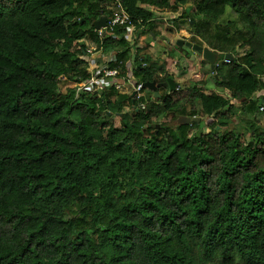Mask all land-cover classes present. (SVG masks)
<instances>
[{
  "label": "trees",
  "instance_id": "16d2710c",
  "mask_svg": "<svg viewBox=\"0 0 264 264\" xmlns=\"http://www.w3.org/2000/svg\"><path fill=\"white\" fill-rule=\"evenodd\" d=\"M112 1L0 0V264H264V0H122L155 37L152 7L190 3L178 19L222 58L214 87L149 91L145 110L115 88L77 94ZM228 8L241 25L217 23ZM116 33L105 51L135 53L136 84L172 77Z\"/></svg>",
  "mask_w": 264,
  "mask_h": 264
},
{
  "label": "rangeland",
  "instance_id": "374dc122",
  "mask_svg": "<svg viewBox=\"0 0 264 264\" xmlns=\"http://www.w3.org/2000/svg\"><path fill=\"white\" fill-rule=\"evenodd\" d=\"M169 4H171V2ZM187 6H190V3L180 6L178 13L170 12L169 11L170 7L168 5L167 6L165 5L162 8L152 7V10L155 12V19H156L155 26L157 30V37L154 40L152 39L153 38L152 35L151 37L148 35L149 33L145 34L144 36H141L142 33L140 32V29H137V28H135V30L132 31L131 33L133 41L137 40L136 42L140 46L146 43L147 40H149V38L151 39L150 46L148 47V51L153 56L155 63H157L159 67L165 69L172 76L169 78L172 79L174 82H176L177 83L176 86H180V88L190 87L192 86V84H194L195 81L198 80L197 76L193 72V68L191 67L192 57L189 58V56H186V54L184 53H188L189 55L196 54V56L198 53H194L196 52L195 51L196 49L195 48L193 49L189 46H184V49H185L184 53L180 52L179 50L173 48L174 46H177L176 43L178 40L177 41L175 40L179 38L181 40L190 41L196 45H198L199 42L201 44H204V40L200 41V39L197 37L195 33V29L193 27L195 24V21H191V24H188L186 23V21H181L180 19H178L179 15L185 10V8H187ZM230 19L233 20L238 26L241 25L240 21L238 20V17L230 11V8H228L226 14L223 17L218 19L217 23H225L226 21H229ZM173 22H175V24ZM176 23L180 24L178 28H176ZM168 26H172L175 29V32H169L166 29ZM157 39L159 40L163 39L168 43L171 42V45L173 46L172 50H170V52L172 53L171 56L167 55V52H169V50H167L166 52V50H164L165 49L164 47H161L160 45L157 46L156 44ZM85 44L87 48L94 47V45L90 44V42L88 41L85 42ZM196 45L194 46L196 47ZM241 52L242 50H239V53ZM183 67L185 68L184 70L182 69ZM187 68L188 70L190 69L189 72H183V71H188ZM203 74L205 75L204 79L210 81L209 85L211 87H214V82L212 79V76H213L212 71L205 68L203 69ZM67 85L68 83L63 81L61 82L60 87L63 91H65ZM148 92L149 90L147 89L144 90L145 94H147ZM234 106L236 107V109L234 110V113H237L235 115L240 118V114L238 110L240 107V103L234 102ZM258 116H259L260 125L262 126V128H264V113L260 111ZM171 118H172V114L166 113L162 116V118L158 120V123H164V122L169 123L170 122L171 125L178 123L177 121L172 120ZM239 118L234 119L233 123L223 126L222 129H226V128L233 129L235 125H237V120ZM111 119L116 126L119 125V117L117 115L115 116L113 115ZM206 128H207L206 119L204 118L202 121L203 131H207Z\"/></svg>",
  "mask_w": 264,
  "mask_h": 264
},
{
  "label": "built area",
  "instance_id": "2783aa9c",
  "mask_svg": "<svg viewBox=\"0 0 264 264\" xmlns=\"http://www.w3.org/2000/svg\"><path fill=\"white\" fill-rule=\"evenodd\" d=\"M107 9L109 11L107 14H100L98 17V19L102 16L106 17V26L100 29L94 28V34L98 38L99 44L91 39L88 40L90 44L94 45L93 48H86V52L89 55L91 73L87 79L78 83L77 94L81 92L96 93L97 91L115 88L120 94L132 95L135 93L133 97L137 101L138 107L145 110L146 98L142 83L136 84L133 82L132 71L135 53L130 55V61L125 62L118 57L119 51L114 49L106 52L104 48L106 37L111 35L112 38L117 39L116 31L120 29L126 30V39L130 43L133 42L131 33L136 27L133 24L132 16L124 8L122 0H113ZM223 61L230 62L231 59L224 58ZM142 64L145 66L146 62ZM261 75L264 76V72ZM124 87H128V89L123 90ZM263 110L264 107H261L260 111Z\"/></svg>",
  "mask_w": 264,
  "mask_h": 264
},
{
  "label": "water",
  "instance_id": "95a60500",
  "mask_svg": "<svg viewBox=\"0 0 264 264\" xmlns=\"http://www.w3.org/2000/svg\"><path fill=\"white\" fill-rule=\"evenodd\" d=\"M92 26L94 28L100 29L102 27L106 26V17L102 16L99 19L95 20L92 24ZM153 38H155V35H152ZM160 43L165 44L166 46H169L167 43H165L162 40H159ZM177 46H189L191 48H195L196 50L200 49L201 47H199L198 45H196V47L193 45L192 42L190 41H185V40H181L179 39L177 41ZM169 49L171 50L172 47H169ZM217 53L213 50H211L210 48H204L203 49V57L204 59L208 60L211 63V69L215 68V62H216V58H217ZM225 58H230L232 59V55L227 54L225 55ZM177 83L174 82L172 79H167L165 82H161V83H157V81H148V82H144L142 83V86L144 89H147L149 91H152L154 93V97L159 98L160 94H159V89L160 88H169L170 91H174L176 88ZM135 93L132 94V96H134ZM197 121H199V119H197ZM179 122H184V123H189L190 119L188 117H182L181 119H179ZM157 127L159 128L160 126L157 125Z\"/></svg>",
  "mask_w": 264,
  "mask_h": 264
},
{
  "label": "flooded vegetation",
  "instance_id": "af4514ba",
  "mask_svg": "<svg viewBox=\"0 0 264 264\" xmlns=\"http://www.w3.org/2000/svg\"><path fill=\"white\" fill-rule=\"evenodd\" d=\"M198 46L201 48L198 50H195L196 52H194V51L193 52L198 53L199 55L197 54V56H196V54L195 55L192 54V55H189V58L192 57L191 58V60H192L191 67L193 68V72L197 76L198 80H200V79L205 78V75L203 74V69H205V68H207L208 70H211L212 74L214 75V70L217 67L218 63H220L222 61V58H220L218 55L216 58V62H215V68L211 69V63L208 60L204 59V57H203V49L204 48L202 47V45H198ZM182 69L184 70L185 68L183 67ZM187 70H188V68H187ZM189 70L183 71V72H189ZM157 83H161V82H157ZM160 89H162V88H160ZM166 89L169 90V88H166Z\"/></svg>",
  "mask_w": 264,
  "mask_h": 264
},
{
  "label": "crops",
  "instance_id": "0c3cea01",
  "mask_svg": "<svg viewBox=\"0 0 264 264\" xmlns=\"http://www.w3.org/2000/svg\"><path fill=\"white\" fill-rule=\"evenodd\" d=\"M188 7V6H187ZM150 37H151V34H148ZM156 38V37H155ZM155 38H152L153 40L155 39ZM162 41H163V39H161ZM177 40H179V38H177L175 41H177ZM150 41H151V39L149 38V40H147V42L146 43H149L150 44ZM165 43H168V42H165ZM156 44H157V46H161V45H164L165 47H167L168 49H169V46H166L165 44H162V43H160L159 42V39H157L156 40ZM169 44H171V42L169 43ZM168 44V45H169ZM150 46V45H149ZM172 50V49H171ZM169 51H170V49H169ZM133 82H135L134 80H133ZM128 89V87H124V89L123 90H127Z\"/></svg>",
  "mask_w": 264,
  "mask_h": 264
}]
</instances>
